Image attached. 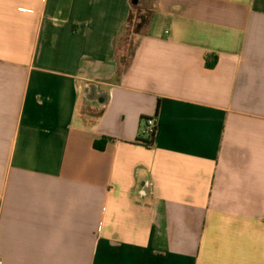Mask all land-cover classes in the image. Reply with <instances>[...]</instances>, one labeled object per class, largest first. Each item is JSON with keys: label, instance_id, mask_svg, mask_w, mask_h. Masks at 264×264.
Here are the masks:
<instances>
[{"label": "crops", "instance_id": "1", "mask_svg": "<svg viewBox=\"0 0 264 264\" xmlns=\"http://www.w3.org/2000/svg\"><path fill=\"white\" fill-rule=\"evenodd\" d=\"M140 5L0 0V264H264V0Z\"/></svg>", "mask_w": 264, "mask_h": 264}, {"label": "trees", "instance_id": "2", "mask_svg": "<svg viewBox=\"0 0 264 264\" xmlns=\"http://www.w3.org/2000/svg\"><path fill=\"white\" fill-rule=\"evenodd\" d=\"M139 1L140 0H131V2H132V13L130 14L128 22L131 21L132 16H133V14H134V12L136 10L137 11L141 10V6H140ZM150 17H151V13L150 12L140 15L141 21L139 23H137L136 27H135V33L136 34H140V33H142V32L147 30V28L149 26ZM125 45L127 47H128V45L130 46L127 52L123 51V47H125ZM132 52H133V43H130L128 40L124 41L123 38H122V41H121V43H120V45L118 47V54H119L120 61H121V64H122L121 65L122 70L126 69V67L128 66V64L130 62V57L132 55ZM215 63H216V59L213 62L207 61V65L210 66V67L214 66ZM148 118H150V117L145 118V120L148 119ZM155 134H156V132L153 133L149 137H146L143 134V136H140V137H138L136 139V143L143 144V145L148 146V147H152L154 145ZM107 141H108L107 138H103V139L97 141L95 143V145H96L97 148L102 149V148H104L106 146Z\"/></svg>", "mask_w": 264, "mask_h": 264}, {"label": "rangeland", "instance_id": "3", "mask_svg": "<svg viewBox=\"0 0 264 264\" xmlns=\"http://www.w3.org/2000/svg\"><path fill=\"white\" fill-rule=\"evenodd\" d=\"M140 15H141V11L136 10L132 16L131 21L128 22L127 25L124 27L123 29V40L124 41L128 40L130 43H133L135 41V38H136L135 27H136V24L141 21ZM129 47H130L129 45L128 47L125 45V47H123V51L127 52Z\"/></svg>", "mask_w": 264, "mask_h": 264}, {"label": "built area", "instance_id": "4", "mask_svg": "<svg viewBox=\"0 0 264 264\" xmlns=\"http://www.w3.org/2000/svg\"><path fill=\"white\" fill-rule=\"evenodd\" d=\"M157 130V118L156 117H150L146 119V126L144 127L143 134L146 137L151 136L153 133H155Z\"/></svg>", "mask_w": 264, "mask_h": 264}, {"label": "water", "instance_id": "5", "mask_svg": "<svg viewBox=\"0 0 264 264\" xmlns=\"http://www.w3.org/2000/svg\"><path fill=\"white\" fill-rule=\"evenodd\" d=\"M139 3H140V1H139Z\"/></svg>", "mask_w": 264, "mask_h": 264}]
</instances>
